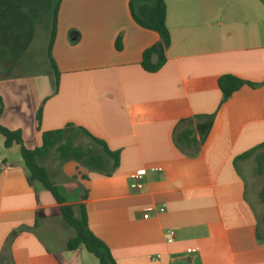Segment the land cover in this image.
<instances>
[{
  "label": "crops",
  "instance_id": "0c3cea01",
  "mask_svg": "<svg viewBox=\"0 0 264 264\" xmlns=\"http://www.w3.org/2000/svg\"><path fill=\"white\" fill-rule=\"evenodd\" d=\"M130 2L62 0L51 51L58 85L55 75L53 93L39 97L26 80L0 85V126L35 150L43 134L74 125L120 154L111 177L66 166L74 182L62 194L68 206L85 207L115 264H264V186L250 201L244 175L262 173L264 156L245 158L264 145V1L164 0L171 46L157 74L141 64L160 37L137 25ZM226 76L258 87L222 104ZM210 119L201 142L197 127ZM186 131L191 146L179 142ZM137 175L145 176L141 192ZM69 229L19 149L5 150L0 136V264H96L81 249L68 252Z\"/></svg>",
  "mask_w": 264,
  "mask_h": 264
},
{
  "label": "trees",
  "instance_id": "16d2710c",
  "mask_svg": "<svg viewBox=\"0 0 264 264\" xmlns=\"http://www.w3.org/2000/svg\"><path fill=\"white\" fill-rule=\"evenodd\" d=\"M61 2L62 0H58L54 8L53 29L49 44V59L56 75L57 85L59 73L54 62H52L51 51L56 37L57 18ZM130 11L132 18L139 27L154 32L160 37V44L143 54L141 64L146 73L157 74L166 64V54L171 46V37L167 28V6L164 0H154L153 4H142L141 0H131ZM117 50H121L120 42L117 43ZM218 85L222 94V104L245 87L252 89L258 87V85L232 76L221 78ZM41 113L39 111L37 114V122L41 120ZM2 114L3 109L0 110V117ZM212 127L213 119L197 127L196 132L199 134L201 142H205ZM0 136L5 150L19 149L20 157L30 180L41 185L52 196L56 204L61 207L65 224L75 233L74 238L67 244L68 252L75 254L84 248L99 264H115L109 248L91 233L85 207L74 208L67 205V201L60 193L55 180L58 176L57 174L51 175L46 167V162L55 156L62 164L74 163L88 172L111 177L119 168L120 154L111 152L104 142L95 139L84 129L74 125H68L63 130L43 134L41 146L35 150H29L25 147L20 131L13 132L0 126ZM192 136L191 131L183 132L179 137V142L184 146H191L196 143ZM263 150L264 145L248 153L245 158ZM260 169L263 172L264 156L260 160ZM260 202L264 208V187L260 192ZM257 238L258 242L264 245V212L258 215Z\"/></svg>",
  "mask_w": 264,
  "mask_h": 264
},
{
  "label": "rangeland",
  "instance_id": "374dc122",
  "mask_svg": "<svg viewBox=\"0 0 264 264\" xmlns=\"http://www.w3.org/2000/svg\"><path fill=\"white\" fill-rule=\"evenodd\" d=\"M57 2L58 0H0V85L26 80L37 97L53 93L56 87L55 72L49 61V44ZM71 165L62 164L55 156L46 162L51 175L58 176L55 180L61 194L66 193L67 189L70 192L73 189L71 183L74 180L67 178L66 167ZM254 166L257 170L258 165ZM244 175L248 198L255 201L257 185L258 188L264 186V169L260 174L254 171L253 176L249 173ZM70 231L75 236L74 231ZM81 250L88 260L99 264L84 248Z\"/></svg>",
  "mask_w": 264,
  "mask_h": 264
},
{
  "label": "built area",
  "instance_id": "2783aa9c",
  "mask_svg": "<svg viewBox=\"0 0 264 264\" xmlns=\"http://www.w3.org/2000/svg\"><path fill=\"white\" fill-rule=\"evenodd\" d=\"M152 172L156 173L157 170H152ZM144 175H137L133 178L135 186L134 189L138 192H141L144 189V185H143V181H144ZM164 209L160 210V213H164ZM145 220L149 219V216H144ZM175 239V233L174 232H169L168 233V238H167V242H171Z\"/></svg>",
  "mask_w": 264,
  "mask_h": 264
}]
</instances>
